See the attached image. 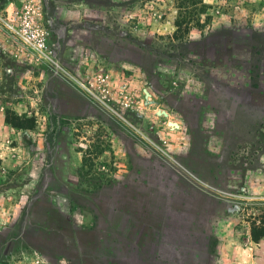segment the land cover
I'll list each match as a JSON object with an SVG mask.
<instances>
[{
	"label": "rangeland",
	"instance_id": "obj_1",
	"mask_svg": "<svg viewBox=\"0 0 264 264\" xmlns=\"http://www.w3.org/2000/svg\"><path fill=\"white\" fill-rule=\"evenodd\" d=\"M9 13L16 27L26 19L43 31L46 56L19 43ZM246 32L255 53L230 68L223 45ZM263 51L264 0H0V211L23 219L28 200L50 191L26 182L47 173L50 143L82 155L86 185L73 192L82 199L112 192L136 166L147 183L132 192L203 201V213L231 217L243 239L264 215V106L245 94L234 109L203 92H216L217 75L260 77ZM112 145L124 159L100 158ZM252 246L263 264L264 237Z\"/></svg>",
	"mask_w": 264,
	"mask_h": 264
},
{
	"label": "crops",
	"instance_id": "obj_2",
	"mask_svg": "<svg viewBox=\"0 0 264 264\" xmlns=\"http://www.w3.org/2000/svg\"><path fill=\"white\" fill-rule=\"evenodd\" d=\"M255 41L252 32L233 33L221 51L227 53L228 66L247 62L255 53ZM214 80L216 92L205 88L203 95L208 98L215 93L218 104L227 102L240 108L246 94L253 108L264 106V73L254 80L237 74L227 80L217 75ZM113 137L107 135L108 141L113 142ZM137 141L127 145L134 156L140 146ZM44 155L47 173L41 181L28 176L26 182L32 186L41 183L50 191L28 200L23 219L0 211V264H259L250 233L243 232L239 239L234 220L222 212L203 213V201L190 203L179 198L165 203L132 192L131 185L147 183L144 171L136 166L131 168L129 181L130 176L111 185L112 192L98 198L87 193L89 199H82V194H73L86 185L79 175L82 155L63 154L50 143ZM110 155L125 158L117 147L112 152L104 150L100 158ZM121 165L118 172L123 171ZM172 189L174 186L167 191L169 198L175 196ZM167 214L171 217L166 218ZM165 220L166 232L162 228Z\"/></svg>",
	"mask_w": 264,
	"mask_h": 264
},
{
	"label": "built area",
	"instance_id": "obj_3",
	"mask_svg": "<svg viewBox=\"0 0 264 264\" xmlns=\"http://www.w3.org/2000/svg\"><path fill=\"white\" fill-rule=\"evenodd\" d=\"M9 13L7 20V27L17 36L19 43L28 50H32L39 55V57L46 56V38L42 30L37 26H33L30 21L23 20L19 27L14 25Z\"/></svg>",
	"mask_w": 264,
	"mask_h": 264
},
{
	"label": "trees",
	"instance_id": "obj_4",
	"mask_svg": "<svg viewBox=\"0 0 264 264\" xmlns=\"http://www.w3.org/2000/svg\"><path fill=\"white\" fill-rule=\"evenodd\" d=\"M181 23H184L185 29L188 30V27H189L188 21L181 22L177 18L174 21V24L176 27H179L181 25ZM13 125L17 126V124H13ZM167 215H169V214H167ZM162 228L164 229V231H165V229H167V221L166 220L164 221ZM250 236H251V239L255 242L259 241L261 238L264 237V215L261 216V218L259 219V223L257 225H253L251 227Z\"/></svg>",
	"mask_w": 264,
	"mask_h": 264
},
{
	"label": "flooded vegetation",
	"instance_id": "obj_5",
	"mask_svg": "<svg viewBox=\"0 0 264 264\" xmlns=\"http://www.w3.org/2000/svg\"><path fill=\"white\" fill-rule=\"evenodd\" d=\"M147 178H152V179H154V180H156V179H160L161 177V175H157L156 173H155V171L154 170H150L148 173H147Z\"/></svg>",
	"mask_w": 264,
	"mask_h": 264
}]
</instances>
